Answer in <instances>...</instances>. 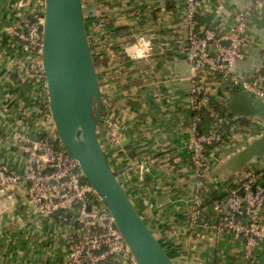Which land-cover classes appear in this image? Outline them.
Masks as SVG:
<instances>
[{
  "label": "crops",
  "instance_id": "0c3cea01",
  "mask_svg": "<svg viewBox=\"0 0 264 264\" xmlns=\"http://www.w3.org/2000/svg\"><path fill=\"white\" fill-rule=\"evenodd\" d=\"M83 1L103 100L99 137L110 167L156 239L173 259L179 258V264H245L244 241L216 234L213 204L204 208L207 226L202 219L193 220L198 180L185 147L194 118L187 1ZM247 5V0H210L208 5L205 1L199 18L227 25ZM26 6V0H0V166L17 170L25 169L26 163L15 132L35 128L39 99L33 73L26 71L24 47L7 30ZM103 18L108 23L106 39L99 33ZM247 26V48L237 72L264 87V3ZM205 83L216 102L228 99L226 83L211 76ZM245 119L257 121L246 127L248 133H261L260 120ZM109 120L128 141L127 148L107 140ZM239 148L224 147L211 154L202 195L226 196L250 174L264 171L263 155L256 165L228 173L224 166L242 151ZM71 234L60 216H40L22 185L0 186V264H70ZM257 256L258 264H264V241Z\"/></svg>",
  "mask_w": 264,
  "mask_h": 264
},
{
  "label": "built area",
  "instance_id": "2783aa9c",
  "mask_svg": "<svg viewBox=\"0 0 264 264\" xmlns=\"http://www.w3.org/2000/svg\"><path fill=\"white\" fill-rule=\"evenodd\" d=\"M186 1L187 59L194 118L185 147L198 180L193 220L197 222L202 219L203 225L207 226L209 220L204 218V208L213 204L217 212L213 226L216 234H231L242 239L245 264H258L257 251L264 241V171L250 174L241 184H237L236 190H230V195L223 200H220L223 196L215 199L214 195L202 193L211 166V154L224 147L236 146L243 150L257 137L247 131L246 127L253 123L251 120L248 125H244L238 116L231 114L223 118L211 108V94L205 81L211 76L218 83H226L228 99L235 93L234 90L247 91L264 103V87L237 72V64L247 48L249 18L264 0H247V7L237 17H233L231 23L215 28L201 26L197 20L205 1L208 5L210 0ZM26 4L23 15L7 30L24 47L27 55L26 71H32L39 97L38 111L35 112V128L32 132H24L23 129L15 132L20 154L25 159V169L0 166V186L12 188L22 185L29 203L40 216H60L73 235L72 239L67 240L70 264H138L104 199L85 179L79 163L61 146L49 109V92L42 64L46 0H26ZM99 33L101 39L108 37L105 19L101 21ZM223 41L229 42V45H224ZM92 51L94 54V47ZM228 99L223 104L220 101L217 103L224 108ZM201 110L215 118L207 134H202L199 129L202 123ZM115 128L112 121H107V134ZM260 130L258 137L264 134L263 124ZM144 171L145 167L141 166L140 174L143 175Z\"/></svg>",
  "mask_w": 264,
  "mask_h": 264
},
{
  "label": "water",
  "instance_id": "95a60500",
  "mask_svg": "<svg viewBox=\"0 0 264 264\" xmlns=\"http://www.w3.org/2000/svg\"><path fill=\"white\" fill-rule=\"evenodd\" d=\"M93 56L83 0H46L42 64L60 142L104 199L137 263L177 264L156 239L106 159L98 130L103 100ZM226 109L240 119L257 118L264 125V103L247 91L233 93ZM107 140L124 148L129 145L116 128L107 134ZM263 155L264 134L235 154L224 168L235 173L256 165Z\"/></svg>",
  "mask_w": 264,
  "mask_h": 264
},
{
  "label": "trees",
  "instance_id": "16d2710c",
  "mask_svg": "<svg viewBox=\"0 0 264 264\" xmlns=\"http://www.w3.org/2000/svg\"><path fill=\"white\" fill-rule=\"evenodd\" d=\"M197 20H198V22L200 23L201 26L206 25V26L212 27V28L217 27V26L213 25L212 23H210V22H208L206 20H203L202 18L198 17ZM92 49H93V47H92ZM234 92H237V90H234ZM210 106L215 112H217L223 118L225 116H227V115H231L227 111L226 107L221 108V106L216 102V100L213 97H210ZM201 113H202V123H201L199 129H200V132L202 134H207L209 132V130H210L211 124L215 121V118L213 116H211V114L207 113L205 110H201ZM241 122L244 125H248L249 124V120H246V119L241 120ZM226 141H227V138H226ZM62 148H63V146H62ZM209 149H211V148H209ZM232 189L236 190L237 187L233 186ZM229 195L230 194H228L226 196H223L222 198H220V200L225 199ZM56 217H58V216H56Z\"/></svg>",
  "mask_w": 264,
  "mask_h": 264
},
{
  "label": "rangeland",
  "instance_id": "374dc122",
  "mask_svg": "<svg viewBox=\"0 0 264 264\" xmlns=\"http://www.w3.org/2000/svg\"><path fill=\"white\" fill-rule=\"evenodd\" d=\"M251 122H253V123H257V121H255V120H253V119L251 120ZM251 122H250V123H251ZM259 122H261V120H260ZM261 123H262V122H261ZM259 134H260V133H259ZM259 134H258V135H259ZM258 135H257V137H258ZM257 137H256V138H257ZM254 139H255V138H254ZM164 249H165V248H164ZM165 250H166V249H165ZM168 254H169L171 257H173L172 254H171L170 252H168ZM178 259H179V258H176V259H175L177 263H178V261H179ZM178 264H179V263H178Z\"/></svg>",
  "mask_w": 264,
  "mask_h": 264
}]
</instances>
